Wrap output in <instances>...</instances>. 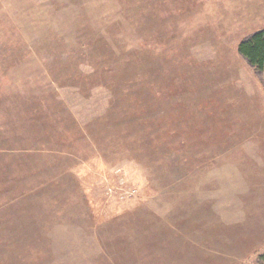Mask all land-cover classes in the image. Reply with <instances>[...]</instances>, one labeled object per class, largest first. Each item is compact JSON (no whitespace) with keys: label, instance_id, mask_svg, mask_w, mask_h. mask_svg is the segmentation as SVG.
<instances>
[{"label":"rangeland","instance_id":"obj_1","mask_svg":"<svg viewBox=\"0 0 264 264\" xmlns=\"http://www.w3.org/2000/svg\"><path fill=\"white\" fill-rule=\"evenodd\" d=\"M264 0H0V264H264Z\"/></svg>","mask_w":264,"mask_h":264},{"label":"trees","instance_id":"obj_2","mask_svg":"<svg viewBox=\"0 0 264 264\" xmlns=\"http://www.w3.org/2000/svg\"><path fill=\"white\" fill-rule=\"evenodd\" d=\"M240 51L253 65L264 70V28L242 41Z\"/></svg>","mask_w":264,"mask_h":264}]
</instances>
